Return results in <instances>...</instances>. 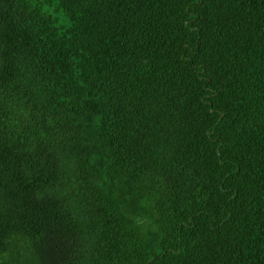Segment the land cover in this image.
Listing matches in <instances>:
<instances>
[{"label":"trees","instance_id":"trees-1","mask_svg":"<svg viewBox=\"0 0 264 264\" xmlns=\"http://www.w3.org/2000/svg\"><path fill=\"white\" fill-rule=\"evenodd\" d=\"M0 264H264V0H0Z\"/></svg>","mask_w":264,"mask_h":264}]
</instances>
